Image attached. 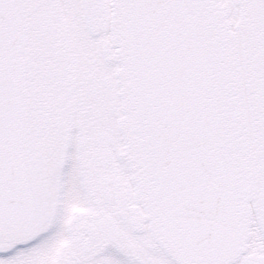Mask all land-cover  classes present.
Returning a JSON list of instances; mask_svg holds the SVG:
<instances>
[{"label":"snow or ice","instance_id":"6c2138e0","mask_svg":"<svg viewBox=\"0 0 264 264\" xmlns=\"http://www.w3.org/2000/svg\"><path fill=\"white\" fill-rule=\"evenodd\" d=\"M0 264H264V0H0Z\"/></svg>","mask_w":264,"mask_h":264}]
</instances>
